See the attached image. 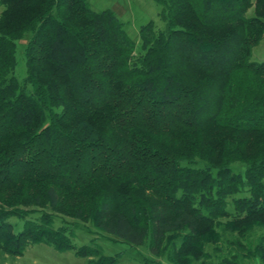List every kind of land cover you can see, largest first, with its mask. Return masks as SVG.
Instances as JSON below:
<instances>
[{"label":"trees","instance_id":"1","mask_svg":"<svg viewBox=\"0 0 264 264\" xmlns=\"http://www.w3.org/2000/svg\"><path fill=\"white\" fill-rule=\"evenodd\" d=\"M154 1L165 27L141 25L136 44L87 0H0L3 254L74 248L61 215L169 264H264V61L250 59L264 0Z\"/></svg>","mask_w":264,"mask_h":264},{"label":"rangeland","instance_id":"2","mask_svg":"<svg viewBox=\"0 0 264 264\" xmlns=\"http://www.w3.org/2000/svg\"><path fill=\"white\" fill-rule=\"evenodd\" d=\"M87 2L90 8L96 12L104 9L113 11L123 23L127 35L136 44L139 42L141 25L152 21L156 29H164L165 27V22L159 17L161 6L154 0H87ZM1 10L2 6L0 5V12ZM251 13L252 9H249L248 14ZM29 36L30 34L26 33L24 37L16 41L17 64L13 74L21 83L25 79L24 47ZM250 59L254 62L264 61V35L258 44L252 48ZM26 86L28 85L24 83V87ZM231 169L234 173H243L244 166L240 162H233ZM245 195L247 193L243 191L236 196ZM228 210H232L231 203L228 205ZM9 221L15 232L22 229V219L12 217ZM63 225L67 226L71 232L74 248L58 250L44 243L31 244L19 256L3 254L0 251V264H86L87 258L78 256L75 252L76 248L83 245L94 246L104 255L118 256V264H156V262L169 264L165 258L151 254L146 241L140 245H130L113 235L98 230L90 222H84L79 218L72 219L68 216L55 215L53 226L57 228ZM144 257H148V260ZM242 264H256V262L243 260Z\"/></svg>","mask_w":264,"mask_h":264}]
</instances>
